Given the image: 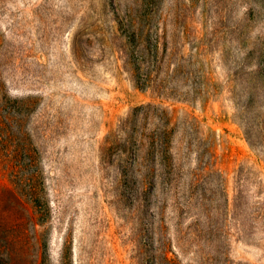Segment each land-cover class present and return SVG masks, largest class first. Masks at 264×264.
Returning a JSON list of instances; mask_svg holds the SVG:
<instances>
[{
    "label": "rangeland",
    "instance_id": "obj_1",
    "mask_svg": "<svg viewBox=\"0 0 264 264\" xmlns=\"http://www.w3.org/2000/svg\"><path fill=\"white\" fill-rule=\"evenodd\" d=\"M164 257L264 264V0H0V264Z\"/></svg>",
    "mask_w": 264,
    "mask_h": 264
},
{
    "label": "trees",
    "instance_id": "obj_2",
    "mask_svg": "<svg viewBox=\"0 0 264 264\" xmlns=\"http://www.w3.org/2000/svg\"><path fill=\"white\" fill-rule=\"evenodd\" d=\"M137 32H140V29L136 27V35ZM147 74V73H144ZM148 75H143L141 73V68L136 67V84L142 88V89H148L149 86L147 84L148 82ZM152 147L159 151L158 148L163 149V150H168L170 147V135L167 134L164 139H160L159 141L154 140L151 143ZM150 264H183L181 261L177 260L176 258H169V257H164L161 260H156L153 263ZM187 264H247V263H241V262H234L229 260L228 258H220V257H202L199 258L193 262L187 263Z\"/></svg>",
    "mask_w": 264,
    "mask_h": 264
}]
</instances>
